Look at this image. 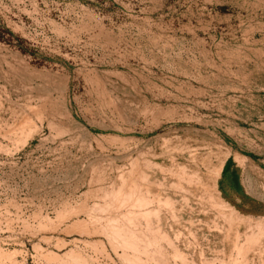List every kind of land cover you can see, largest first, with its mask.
<instances>
[{"label": "rangeland", "instance_id": "1", "mask_svg": "<svg viewBox=\"0 0 264 264\" xmlns=\"http://www.w3.org/2000/svg\"><path fill=\"white\" fill-rule=\"evenodd\" d=\"M78 263L264 264V0H0V264Z\"/></svg>", "mask_w": 264, "mask_h": 264}, {"label": "bare ground", "instance_id": "2", "mask_svg": "<svg viewBox=\"0 0 264 264\" xmlns=\"http://www.w3.org/2000/svg\"><path fill=\"white\" fill-rule=\"evenodd\" d=\"M129 244H130V242H129ZM137 249V248H136ZM79 264V263H78Z\"/></svg>", "mask_w": 264, "mask_h": 264}]
</instances>
